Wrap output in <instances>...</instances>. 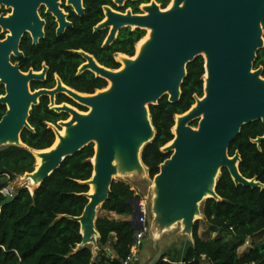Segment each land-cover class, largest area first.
Listing matches in <instances>:
<instances>
[{
	"label": "water",
	"instance_id": "water-1",
	"mask_svg": "<svg viewBox=\"0 0 264 264\" xmlns=\"http://www.w3.org/2000/svg\"><path fill=\"white\" fill-rule=\"evenodd\" d=\"M0 2L13 4L8 0ZM14 2L18 7L14 16L0 19L12 30V36L0 43V85L6 90V95L0 97V105L7 108L0 121V147L29 149L21 135L25 129L34 131L29 124L30 113L43 96L50 97L53 110L67 113L69 118L57 126L49 125L60 143L49 151L40 150L43 164L38 170L24 174L23 181H34L32 194L67 158L94 144L93 175L83 182L90 187L84 195L88 204L81 216L69 217L81 226L82 243L78 248L90 246L97 256L98 209L109 199L115 175L119 170L132 173L147 168L142 152L156 137L150 106L166 96L170 103L179 102L187 67L199 57L205 60L204 97L196 98V104L187 113L176 117L175 138L162 149L171 156L153 178L152 210L156 222L150 236L156 240L181 224L182 235L192 238L195 224L203 216L201 204L208 199L221 200L216 187L223 169L229 171L237 186L264 188L256 179L242 176L238 152L233 157L229 155L231 143L245 125L264 124V78L262 70H253L257 54L264 48V0H175L167 11H161L156 4L144 7L147 15L131 12L124 15L106 8L108 19L95 28V32L111 28L104 47L111 46L124 28L151 30L152 35L135 60L129 56L123 60L125 67L120 71L108 69L93 55L79 51L86 61L79 73L90 71L111 85L92 95L66 86L60 77L55 89L30 90L31 82L45 79L47 69L24 74L18 66H12L9 56L11 51L22 56L18 47L25 29L32 30L34 42L38 43L37 36L43 37V23L34 12L37 3ZM45 2L60 22L58 35L72 27L56 3ZM71 2L82 15L79 3ZM58 94H65L91 110L82 113L69 104L57 105ZM197 120L198 127H192L191 123ZM64 129H67L65 137L61 135ZM254 142L261 147L264 136ZM29 150L36 159L38 150ZM13 200L14 196L7 197L2 206ZM139 201L130 203L134 207L135 230Z\"/></svg>",
	"mask_w": 264,
	"mask_h": 264
},
{
	"label": "trees",
	"instance_id": "trees-1",
	"mask_svg": "<svg viewBox=\"0 0 264 264\" xmlns=\"http://www.w3.org/2000/svg\"><path fill=\"white\" fill-rule=\"evenodd\" d=\"M84 18L76 21L75 28L57 38L54 28L48 29L46 41L37 51L27 54L24 70L33 66L39 70L46 62L50 68V78L44 84H34L33 88H52L57 74L63 83L83 94H95L108 87V81L90 71L79 73L85 62L78 51L93 55L100 65L119 70L121 64L116 56L123 54L134 57L137 44L146 36L141 29H123L117 40L104 47L107 31L94 33V27L103 19L101 6L110 1H93ZM264 66V53L260 52L254 68ZM205 60L195 59L187 67V77L182 84L179 102L170 103L166 96L157 105L150 106L152 123L156 129L155 139L142 152V161L153 179L160 166L170 158L171 153L162 149L171 143L175 136L173 128L178 115L187 113L195 104L196 98L204 97ZM264 77V72H263ZM5 93L0 87V96ZM69 103L80 111L87 108L73 102L65 95L60 103ZM7 108L0 105V121ZM67 113H57L50 109L48 98L43 97L31 110L29 124L34 129L22 132V142L31 150L50 149L56 135L49 125L57 126L68 120ZM197 127L198 122L191 123ZM264 136L262 122L245 125L241 133L231 143L229 155L236 152L241 156L239 170L243 177L256 179L264 185V142L261 147L254 142ZM18 146L0 149V190L8 185L7 176L12 181L35 170L36 159L32 152ZM95 146L91 144L82 151L67 158L32 194L28 188H18L14 200L2 206L6 199L0 194V264H123L130 255L136 230L132 221H116L99 216L96 229L100 235L98 254L95 257L90 246L78 248L82 243L80 223L69 219L79 217L84 212L88 199L84 196L90 187L83 182L92 178ZM221 200L208 199L202 205L204 220H198L193 231V244L179 259L163 254L154 264H264V188L237 186L229 171L223 169L216 187ZM140 200L139 195L125 181H115L109 199L101 210L114 212L120 216H132V201ZM202 221L210 237L204 239L199 231ZM216 235L212 238V235ZM116 239L114 242L113 240ZM253 243L245 252L248 240ZM113 252V254L110 253Z\"/></svg>",
	"mask_w": 264,
	"mask_h": 264
},
{
	"label": "flooded vegetation",
	"instance_id": "flooded-vegetation-1",
	"mask_svg": "<svg viewBox=\"0 0 264 264\" xmlns=\"http://www.w3.org/2000/svg\"><path fill=\"white\" fill-rule=\"evenodd\" d=\"M8 1H12L13 4H7L5 2H0V19H10L11 17L14 16L15 10L18 9V7H16V5L14 4L15 3L14 0H8ZM27 1H32V2L29 3L31 5H32L33 2H34V4L37 3L36 5H34V12L36 13V16L39 18L40 22L43 23V25L41 27V31H42L43 37H39V35H38L37 36L38 43H35L34 42V34H33L32 30L25 29V31H24V33L22 35V38H21V40L19 42V47H18L19 52L22 54V56H17L14 51H11L9 58H10V63L12 64V66H18L20 68V71L22 73H24V74H27L31 70L34 71L35 73H41V72L44 71L45 68L47 69V72L45 74V79L43 81L31 82L30 90L32 92H35V91L40 90V89L52 90V89H55L56 86H57V78L59 76L57 74H55L54 75L55 85L52 88H36V89L33 88L34 84H44V83H46L49 80V78H50V68H49V66H48V64L46 62H43L41 64V67H40L39 70H35V68L33 66L28 68L27 71L24 70V62H26V60L28 58L27 54L30 53V52L37 51L36 48H39L46 41L47 36H48L47 35L48 34V29L53 27L55 36L57 38H59L60 36L66 34L67 31L72 30V29L75 28L76 21L79 18H84L88 14V12L91 9V7H93L95 5L94 3H92L93 1H110L109 4H104V5L101 6V10H102V13H103V19H102V21L99 24L103 23L104 21H106L108 19L107 18L106 8L111 9L112 11H114L116 13H120V14H124V15H126L128 12H131L132 14H144V15H147V13L143 10L144 7H149V6L153 5V4H156L161 11H166L175 2V0H51L52 1L51 4L53 5V4L56 3L57 4V9L62 11V13L66 16V18H65L66 21L72 24V27L66 28L65 31L62 34L58 35V30L60 28V22L58 20L57 15H55V12L54 11H50L49 3L45 2L47 0H27ZM71 1H77V3H79V7H81L83 9V11H84V13L82 15H80L78 13L77 8L75 7V5ZM116 1H124V2L122 4H119ZM97 26L94 27V33H96L95 32V28ZM131 29L135 30L133 28H131ZM105 30L107 31V37H106V40H107V38H108V36L110 34L111 28L110 29L108 28V29H105ZM101 31H103V30H101ZM10 36H12V30L9 27H5L2 23H0V43L6 41L8 39V37H10ZM106 40L104 41V44H105ZM263 40H264V31H263ZM138 44H137V46H138ZM137 46H136V53H137ZM260 52L264 53V48L262 50H260L258 52V54ZM258 54H257V58H258ZM120 56L122 57V56H126V55L118 54L116 56L117 61L118 62L120 61L122 63V61H121L122 59L120 58ZM134 57H132V58H134ZM85 63H86V61L83 64H85ZM254 65H255V63H254ZM253 70L254 71L262 70V77H263V72H264V66L263 65H260L256 69L253 67ZM1 86L4 88L5 93L3 95H1L0 97L6 95L5 86L4 85H0V87ZM61 95H65V94L56 95L55 103L57 105L69 104V103H66V102H63V103H60V104L58 103L59 102V98L61 97ZM43 97L48 98L49 107H50V109H52L51 106H50V104H51L50 97L49 96H43ZM43 97H41V98H43ZM66 97H68V96H66ZM40 101H41V99H40ZM69 105H71V104H69ZM73 107H75V106H73ZM75 108H77V107H75Z\"/></svg>",
	"mask_w": 264,
	"mask_h": 264
},
{
	"label": "rangeland",
	"instance_id": "rangeland-1",
	"mask_svg": "<svg viewBox=\"0 0 264 264\" xmlns=\"http://www.w3.org/2000/svg\"><path fill=\"white\" fill-rule=\"evenodd\" d=\"M147 33H148V31H146V36H147ZM122 68H123V64L121 63L120 70ZM90 110H91L90 108H87L86 112H89ZM83 113H85V112H83ZM197 122H199V121L197 120ZM197 127H195V128H197ZM1 148L2 147H0V149ZM36 164H37V161H36ZM36 164H35V169H36ZM23 179H25V175L19 176L16 179H14L12 184H13L15 191L19 187L28 188L27 181H23ZM114 180L115 181H125L126 183H128L132 187V189L136 192V194L139 195L140 204H143L146 207V210L148 213L147 218H148L149 232H148L146 239L144 241V247L145 248H143V249H145V250L147 249L149 256H151L152 258L155 257V259L157 258V260L163 254H169L170 256H173L175 258L179 257V260L181 258H183L185 256V254L187 253L188 248L190 247V245L193 242L189 238L187 239L188 236L182 235V225L181 224L175 225L174 228L166 231L164 234L161 235V238H158L156 240L151 238V236H150V234L152 233V228L156 222V219H155V214L152 210V205H153V201H154V197H155L154 190H153L154 179L150 178L148 169L145 168V170L143 172L137 171V172H132V173H125V172H122L119 170V173L117 175H115ZM29 191L31 193H33V189L32 190L29 189ZM203 203L201 204V208H202ZM103 212L104 211H102L101 208H99L97 216L102 217ZM200 217L202 220H204L203 216H199V218ZM199 233L204 239H208L210 237L209 233H207V227L203 221L200 225ZM151 235H153V233ZM211 237L215 238L216 235L214 234ZM192 239H193V237H192ZM256 240H257L256 242H260L261 240H264V236L258 237ZM252 243H253V240L249 239L246 246L239 250L240 253L245 252L249 247L251 248ZM141 249H142V247H141ZM152 261H154V260H152ZM152 261H150L149 264H151ZM154 263H152V264H154ZM204 264H206V263H204Z\"/></svg>",
	"mask_w": 264,
	"mask_h": 264
},
{
	"label": "built area",
	"instance_id": "built-area-1",
	"mask_svg": "<svg viewBox=\"0 0 264 264\" xmlns=\"http://www.w3.org/2000/svg\"><path fill=\"white\" fill-rule=\"evenodd\" d=\"M6 176H7L8 185L0 190V194H2L5 198L9 196H14L16 192L12 184L13 182L12 179L10 178V176L8 175ZM147 217H148V213L146 207L143 204L139 203V210L135 219V223H136L135 240L130 255L124 261L123 264H131L136 261L138 253L141 247H143L144 241L149 232Z\"/></svg>",
	"mask_w": 264,
	"mask_h": 264
},
{
	"label": "crops",
	"instance_id": "crops-1",
	"mask_svg": "<svg viewBox=\"0 0 264 264\" xmlns=\"http://www.w3.org/2000/svg\"><path fill=\"white\" fill-rule=\"evenodd\" d=\"M103 216L104 217H107V218H109V219H111V220H116V221H132L133 222V218H132V216H120V215H118V214H116V213H114V212H106V211H104L103 212ZM134 227L136 228V223H135V221H134ZM187 236V235H186ZM190 239V240H192V242H193V239L192 238H190L189 236L187 237V239ZM114 242L116 241V239H114L113 240ZM155 244V243H154ZM193 244V243H192ZM191 244V245H192ZM190 245V246H191ZM99 248V247H98ZM143 248H145L144 247V244H143V247H142V249L139 251V253H138V256H137V259H136V261L134 262V263H131V264H149V262L150 261H152V260H154V261H152L151 262V264L152 263H154L156 260H157V258L155 259V257H151V256H149V253L147 252V249L145 250V249H143ZM98 250V249H97ZM110 253L111 254H113V252L112 251H110ZM161 257V256H160ZM177 259H179V257L177 258ZM179 261H182V258L179 260ZM206 264H210L209 262L207 263V262H205ZM175 264H184L183 262H178V263H175Z\"/></svg>",
	"mask_w": 264,
	"mask_h": 264
},
{
	"label": "bare ground",
	"instance_id": "bare-ground-1",
	"mask_svg": "<svg viewBox=\"0 0 264 264\" xmlns=\"http://www.w3.org/2000/svg\"><path fill=\"white\" fill-rule=\"evenodd\" d=\"M174 5V4H173ZM173 5L171 6V7H173ZM170 7V8H171ZM169 8V9H170ZM167 11V10H166ZM151 35H152V31L151 30H148V34H147V36L138 44V46H137V53H136V56H135V58H134V60L141 54V52H142V50L144 49V47H145V45L147 44V42L151 39ZM120 58L122 59L121 61H122V63H123V68L122 69H124V67H125V63H124V59H126V58H128V57H126V56H120ZM121 69V70H122ZM118 71H120V70H118ZM111 87V85L108 87V89ZM104 90H106V89H104ZM83 113V112H82ZM86 113H88V112H86ZM178 118V117H177ZM175 129V128H174ZM61 135L62 136H66L67 135V129H64L62 132H61ZM60 143V139L58 138V139H56V143L54 144V146H52L50 149H52V148H54V147H56L58 144ZM49 149V150H50ZM48 149L47 150H45V151H49ZM40 153H42L41 151H36L35 152V155H36V161H37V164H36V170H38L39 168H40V166L43 164V162H44V160L40 157ZM27 183H28V188L29 189H31L32 190V186H33V184H34V181L32 180V179H30L29 181H27ZM160 232V229H158L157 230V233H159Z\"/></svg>",
	"mask_w": 264,
	"mask_h": 264
}]
</instances>
